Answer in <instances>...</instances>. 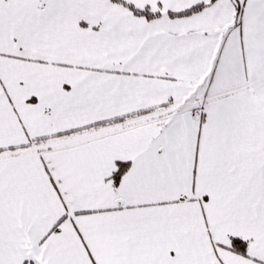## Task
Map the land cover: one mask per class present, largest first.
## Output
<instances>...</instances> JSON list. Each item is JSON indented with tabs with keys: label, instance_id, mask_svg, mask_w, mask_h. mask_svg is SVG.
Segmentation results:
<instances>
[{
	"label": "snow or ice",
	"instance_id": "obj_1",
	"mask_svg": "<svg viewBox=\"0 0 264 264\" xmlns=\"http://www.w3.org/2000/svg\"><path fill=\"white\" fill-rule=\"evenodd\" d=\"M0 264H264V0H0Z\"/></svg>",
	"mask_w": 264,
	"mask_h": 264
}]
</instances>
